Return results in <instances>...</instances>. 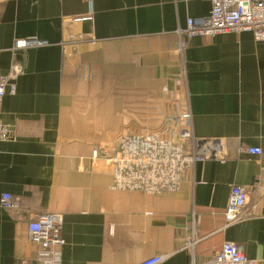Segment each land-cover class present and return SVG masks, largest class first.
Listing matches in <instances>:
<instances>
[{"label": "crops", "instance_id": "obj_1", "mask_svg": "<svg viewBox=\"0 0 264 264\" xmlns=\"http://www.w3.org/2000/svg\"><path fill=\"white\" fill-rule=\"evenodd\" d=\"M201 0H0V78L13 76L0 121V264H45L28 223L63 219L61 264H202L238 245L264 264V42L253 33L189 39ZM81 37L93 39L73 42ZM22 39L46 47L14 50ZM21 71L16 72L15 68ZM156 135L186 152L179 190L118 189ZM262 149V155L249 148ZM234 186L250 217L226 226ZM4 195L20 203L1 205ZM196 235L194 252L187 248Z\"/></svg>", "mask_w": 264, "mask_h": 264}, {"label": "built area", "instance_id": "obj_2", "mask_svg": "<svg viewBox=\"0 0 264 264\" xmlns=\"http://www.w3.org/2000/svg\"><path fill=\"white\" fill-rule=\"evenodd\" d=\"M211 3L212 8L208 17L199 20L189 19L187 29L182 31L189 39L197 36L214 37L225 33H253L255 40L264 42V0H201ZM93 39L81 37L76 43H85ZM50 43L39 39H22L14 43V50L46 47ZM15 68V67H14ZM16 72L21 71L16 67ZM8 88L15 92V78L4 76L0 78V109ZM11 129L0 121V142L14 139ZM131 150L143 152L133 171L120 170L115 173V186L118 189L141 190L154 192L161 190L176 191L180 189L182 179L181 164L189 165L198 162L219 159L220 154H198L185 151L181 143L162 139L150 134L143 138H135L129 145ZM253 155H262V149L249 148ZM250 193L244 187L234 186L231 190L229 203L224 213L226 226L238 223L250 217L247 208ZM1 205L5 209L16 211L20 208L11 195H4ZM63 219L57 214H45L38 220L28 223L29 239L39 247L38 259L45 264H61V248L66 244L62 236ZM198 242L196 235L188 242L187 248L192 252ZM167 256L157 255L145 259L138 264H162ZM192 264H198L193 261ZM202 264H252L243 254L242 249L232 242L223 245L218 255Z\"/></svg>", "mask_w": 264, "mask_h": 264}]
</instances>
